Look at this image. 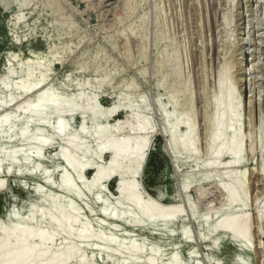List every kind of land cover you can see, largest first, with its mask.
Instances as JSON below:
<instances>
[{"label": "rangeland", "instance_id": "1", "mask_svg": "<svg viewBox=\"0 0 264 264\" xmlns=\"http://www.w3.org/2000/svg\"><path fill=\"white\" fill-rule=\"evenodd\" d=\"M26 78H44L63 98L80 93L83 105L95 98L102 107L120 106L105 122L89 112L64 115L61 135L52 130L57 119L40 124L14 105L4 108L9 120L0 126V238L3 229L25 223L52 230L45 214L75 213L72 228L85 222L94 236L73 240L84 264H149L151 254L155 264H264V0H0V98L23 103L16 87ZM227 90L236 120L221 141L235 132L237 161L208 151L214 101ZM137 117L153 130L137 181L146 198L177 211L168 223L105 217V208L132 207L85 189L57 155L67 148L80 162L105 164L108 154L98 157L95 149L117 132L96 139L95 130ZM178 119L184 123L171 139L169 128ZM187 127L191 152L180 145ZM63 174L79 198L61 191ZM234 176L240 205L226 199ZM116 181L106 183L107 191L113 192L112 184L116 193ZM228 215L246 217L247 239L215 226ZM61 240L55 237L51 253ZM130 246L140 249L138 255L129 253Z\"/></svg>", "mask_w": 264, "mask_h": 264}, {"label": "bare ground", "instance_id": "2", "mask_svg": "<svg viewBox=\"0 0 264 264\" xmlns=\"http://www.w3.org/2000/svg\"><path fill=\"white\" fill-rule=\"evenodd\" d=\"M10 75L11 71L8 70L5 77L2 78V84L4 87L9 86L8 78ZM21 81L22 82H19L20 84L16 89H18L20 95L24 96L25 100L23 103H15L16 100H14V98H0V126L9 120V113L4 109L7 105H14L17 109L21 111L24 110V112L28 114L30 120L40 124H49L51 119H57L56 125L52 126L53 132L57 135H61L65 131L66 125L63 119L64 115H72V112L74 111L89 112L99 121L105 122L106 119L114 116L119 110L120 102L115 101L107 107H102L93 97L88 105H83L79 103L80 93H77L74 97H60L55 94L52 86L45 82L44 78L37 79L32 83H28L27 78ZM231 97L232 95L230 91L227 90L215 98L212 117L213 129L211 128L212 131L209 134L208 151L215 156L225 153L231 154V161H237L239 159V152L233 145L235 143V132L232 131L227 142L222 143L221 141L225 133L235 125L236 118L234 111L231 109L233 106V104H231ZM227 108L228 110H226ZM163 117L166 119L167 115H164ZM180 123H184L182 119L176 120L172 126H170L169 133L171 139L174 138L175 128ZM83 128L84 127H82V129ZM111 131L117 132V134L114 136L109 135V138L99 143L98 146L96 145L97 148L94 153L98 157H101L102 154H108L105 164H102L100 161L96 160V158L94 161L80 162L74 156L65 151L67 148L57 150V155L60 156L65 167L73 173L74 177L81 182L85 189L89 191L92 189H96L98 192L103 191L116 204H127V206L132 207V209L125 208L122 211L116 210L117 207L114 209H112V207V210L110 211L105 208L101 211L105 217L124 220L134 225L149 226H153L159 222L168 223L172 221L176 216L177 211L168 210L171 207L166 209L165 207L157 205V203L155 204V201L146 198L141 192V186L139 187L137 181L138 175L141 173V168L146 160L150 144V138L148 135L153 131L148 127L147 121L141 117H137L135 120L131 121L118 119L115 120L110 127L104 124L101 125V127L95 130L93 135L96 139H102L107 132ZM189 135L191 134L187 127L181 135L180 145L185 151L191 152V144L193 143H190ZM35 139L39 143L43 141L42 138L40 139L36 137ZM67 140L72 141L69 135L67 136ZM37 150L36 152L43 151ZM212 162L213 161H211V163ZM85 169H92L90 176L86 177L83 175ZM112 177H117L116 193L107 191L106 189V183ZM59 181V188L61 191L68 192L76 199L80 197V191L75 187L73 181H71L67 174L61 175ZM238 182L239 176L232 177L231 185L229 186L228 183L227 185L229 187L225 189L226 199L230 204L238 203L240 205V191H238L240 188ZM219 188L222 189V187ZM53 208L56 209V206ZM177 209L180 210L178 207ZM45 219L47 221V226L52 228V230L50 229L51 231L46 227L35 228L26 223L18 228L14 227L11 229V227L10 229H3V238H0V264H84L83 255L79 257L77 256L78 249L73 240L87 242L90 238L94 237L87 229L86 223H81L80 229H73L72 226L78 220L75 213H61L58 216L45 214ZM99 220L101 219L99 218ZM247 225L248 222L245 216L238 218L234 215H228L219 220L215 226L227 231L234 239L245 240L249 233H247V228H249ZM6 227L8 228V226ZM57 236H60L62 240L59 243V247L57 249L55 248V251H52L51 253L49 245L53 244L55 237ZM95 237L102 239L107 243L112 242L113 239L105 238L99 234H96ZM114 242L115 241H113V243ZM128 251L132 255H138L140 249L136 246H130ZM155 258V254H151L147 258V263L155 264ZM175 260L176 258L172 256L170 261L172 262Z\"/></svg>", "mask_w": 264, "mask_h": 264}, {"label": "trees", "instance_id": "3", "mask_svg": "<svg viewBox=\"0 0 264 264\" xmlns=\"http://www.w3.org/2000/svg\"><path fill=\"white\" fill-rule=\"evenodd\" d=\"M108 188L111 190V191H115V187L112 185V184H110L109 186H108Z\"/></svg>", "mask_w": 264, "mask_h": 264}]
</instances>
